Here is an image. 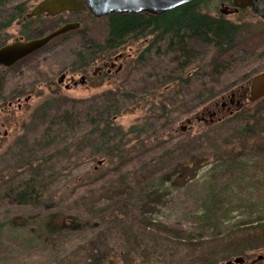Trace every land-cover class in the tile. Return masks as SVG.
<instances>
[{
    "label": "trees",
    "instance_id": "obj_1",
    "mask_svg": "<svg viewBox=\"0 0 264 264\" xmlns=\"http://www.w3.org/2000/svg\"><path fill=\"white\" fill-rule=\"evenodd\" d=\"M30 1L0 0V46L7 42V30L16 21L24 39L42 35L44 29L35 28L39 19L54 26L63 21L62 15L25 19ZM206 1L193 0L161 14L111 13L96 19L104 22L100 40L87 35L86 28L73 30L83 33L73 51V72H85L96 59L108 57L126 44H134L138 50L128 54L120 70L110 75V86L90 98L62 103L49 93L35 111L41 127L25 148V159L19 161L18 152L2 157L10 169L6 174L0 169V203L47 211L55 207L52 194L64 175L63 161L74 160L76 172L68 183L77 189L71 202L75 210H68L67 218L57 225L50 219L51 212L41 214L39 237L56 258L51 264H102L119 250L132 259L134 252L145 248L137 245L138 251H133L127 240L139 237L158 245L165 260L184 252L178 258L181 264H191L196 247L203 264H215L216 249L228 247L223 240L193 243L196 237H185L187 229L176 224L168 230L154 224L148 231V210H142L166 201L159 186H175L176 181L182 185L209 157L237 160L239 149L264 143V97L244 101L231 114L203 124L198 132L178 130V122L264 69V35H257L264 33V20L244 26L212 16L201 10ZM8 69L0 67V101L5 105L11 102L10 96L5 97ZM136 111L140 115L128 127L116 122ZM97 159L105 163L90 165ZM212 192L213 187H208L203 201L212 203ZM80 213L87 217L85 222ZM208 213L203 210L200 217L206 218ZM79 222H84L82 228ZM90 231L89 238L73 252L59 253L70 243L67 236L78 242L80 234ZM184 239L187 241L181 243ZM195 261L193 264L198 263Z\"/></svg>",
    "mask_w": 264,
    "mask_h": 264
},
{
    "label": "rangeland",
    "instance_id": "obj_2",
    "mask_svg": "<svg viewBox=\"0 0 264 264\" xmlns=\"http://www.w3.org/2000/svg\"><path fill=\"white\" fill-rule=\"evenodd\" d=\"M38 1H30V7ZM221 2H226V0H207L201 6V10L212 16L220 15L229 21L241 23L244 26L264 20L245 9L236 13H226L228 7L221 5ZM101 17L103 16L95 17L88 11L77 14L64 13L60 25L65 22H78L79 28H86L87 35L94 40H100L102 34L100 29L104 22L97 23L96 19ZM37 23L35 28L44 29L42 35L59 26L47 24L45 19H39ZM82 34L73 32V30L66 35L63 34L62 38L53 42L50 41L35 54L10 66L4 74L5 97L9 99L10 96L11 98L10 105H5L4 102L0 101V169L3 168L5 174L10 169L8 168L10 165L5 164L3 155L18 152L19 161L25 159V148L31 145L33 136L41 127L35 111L42 106L43 100L49 93L59 97L62 103L90 98L93 94L110 86L111 79L109 77L113 74V71L106 72L108 66L100 71L95 70V68L106 62L108 64V59L118 54L135 55L138 50L134 44H126L118 52H113L108 57L96 59L87 67L85 72H73L71 70L74 62L73 51L79 47ZM257 35H264V33ZM7 36V42L19 37L24 39L20 33L19 25H16L15 22L7 30ZM141 43L139 41V45ZM261 45L264 47V40ZM119 62V59L116 60L115 66ZM121 63L122 61L120 65ZM65 71H68L66 79L62 84H59L58 78ZM93 72L95 73L93 74ZM81 75L86 76L83 83L78 82ZM70 76H72V80L77 81L75 85H72L71 79L69 80ZM246 82L232 90V93L237 92H235L237 99H240L241 94L245 97L248 95ZM65 84H70V86L65 88ZM16 95L19 96L15 97ZM27 96L29 98L25 101ZM229 99H231V95L227 94L224 99L218 98L216 102L205 107V109L189 116L187 119H191L190 124L185 122L186 119L178 122L179 132H198L203 124L209 122L210 119L228 115V109H222L220 103L224 100L227 105ZM215 106H219L221 109L217 111ZM139 115V111L122 115L117 118L116 122L126 128ZM194 116L198 118V121L195 120ZM181 126L184 128L183 130H180ZM237 154L240 155L237 160L221 158L220 156L217 159L209 157L206 163L197 167L182 185L178 183L180 181H176L175 186L173 184L159 186V192L164 194L167 199L164 203H152L142 209L148 210L146 222L150 226L147 227V230L149 231L151 225L154 224L165 230H168L169 225H180L188 231L185 233V237H196L195 240L191 241L193 243L199 241L209 244L223 240L222 242L229 244L227 248L216 249L219 251L216 263L231 259L243 252L244 257L249 260L261 256L257 264H264V143L258 142L249 149H239ZM70 161L66 159L63 161L62 174L64 175L60 179L61 182H59L60 185L57 186L56 192L52 194L54 195L52 200H54L55 207L49 209L46 206L50 211L43 210L42 207L21 209L3 202L0 203V264H51L56 259L48 253L49 247L42 244L39 237L41 231L38 230L41 229L42 213L51 212L50 219L54 221L52 223L57 225L59 220L67 218L68 210H75L71 202L77 189L68 181L76 171L74 160L70 159ZM104 163L103 160L97 159L90 165L94 164V167H97ZM103 167L106 168L107 164ZM88 181L89 179H87ZM63 184H66V187ZM208 187H213L212 203L203 201L202 198ZM47 199L48 195L46 196ZM203 210H209L206 218L200 217V212ZM80 214L85 222L87 217L82 213ZM84 222H79L80 228L83 227ZM172 232L174 235L179 234ZM90 233L91 231L80 234L78 242H73L71 235L67 236L65 240L70 243H67L68 245H65L59 253L67 255L73 252V248L82 240L89 238ZM127 241L133 245V249H131L133 251H138L137 245H142L145 248L141 252L138 251L139 253L130 254L133 264H181L182 262H179L178 258L185 255L184 252H181L174 258L166 257V261L164 256H160L162 253L158 245H154L149 239L139 237ZM186 241L184 239L180 242ZM195 251V262L203 264V260L198 256L200 249L196 247Z\"/></svg>",
    "mask_w": 264,
    "mask_h": 264
},
{
    "label": "water",
    "instance_id": "obj_3",
    "mask_svg": "<svg viewBox=\"0 0 264 264\" xmlns=\"http://www.w3.org/2000/svg\"><path fill=\"white\" fill-rule=\"evenodd\" d=\"M193 0H39L26 13L25 19L35 17L39 14H46L53 17L62 12H83L88 11L95 17L106 16L111 13H141L161 14L177 8ZM233 8L226 13H236L241 9H249L257 17L264 19V0H232ZM19 22L17 21L16 24ZM78 22H65L57 28L44 35L29 39L17 38L0 46V67H10L17 61L27 57L31 53L41 49L54 38L79 28ZM118 56H121L119 54ZM100 67H96L98 70ZM120 69V66L117 67ZM95 72H93L94 74ZM63 75L60 76L61 82ZM85 76H80L78 82L83 83ZM77 83L73 82L75 85ZM248 95L245 101H256L264 97V70L254 74L245 84ZM68 86H65L67 88ZM27 98H25V101ZM238 103V102H237ZM224 104V103H223ZM222 104V105H223ZM10 105V104H9ZM232 112H230L231 114ZM195 117V116H194ZM221 117L210 119L209 122L220 120ZM195 120L198 118L195 117ZM187 124L191 119H186ZM184 128L181 126L180 130ZM101 163V161H99ZM261 257H259L260 259ZM240 257L233 261L226 260L222 264H233L238 262Z\"/></svg>",
    "mask_w": 264,
    "mask_h": 264
},
{
    "label": "flooded vegetation",
    "instance_id": "obj_4",
    "mask_svg": "<svg viewBox=\"0 0 264 264\" xmlns=\"http://www.w3.org/2000/svg\"><path fill=\"white\" fill-rule=\"evenodd\" d=\"M226 2H228V3H226ZM226 2H221V5H223V6H226V7H228V9H232L233 8V4H232V0H226ZM64 13H66V14H69V13H71V12H62V13H60V14H58V15H56V16H53V17H57V16H59V15H63ZM74 13V12H73ZM39 15H43V16H45V17H48V18H53V17H50V16H47L46 14H39ZM38 16V15H37ZM37 16H35V17H37ZM35 17H32V18H35ZM17 22V21H16ZM15 22V23H16ZM34 53V52H33ZM32 54V53H31ZM30 54V55H31ZM119 55V54H118ZM118 55H116V56H114L113 58H109L108 59V64H107V62L105 63V64H103V65H101V66H99L100 68L98 69L99 71L100 70H102L104 67H106V66H108L107 68H106V72L108 73V72H111V71H113V73H115V72H117L118 71V69H117V67L118 66H120V68H121V66H122V64H123V62H124V58L126 57V56H128V54L127 55H121V56H118ZM29 56V55H28ZM120 60V62L122 61V63H121V65H120V62L115 66V64H116V60ZM18 62V61H17ZM120 70V69H119ZM68 71H65V72H63V73H61L60 74V76L61 75H63V77H62V80H61V82H59L58 81V83L59 84H62L63 82H64V80L66 79V73H67ZM82 76V75H81ZM85 76V75H84ZM86 77V76H85ZM60 78V77H59ZM59 78H58V80H59ZM72 80V76H70V78H69V80ZM73 82H76L75 80H72V83ZM73 85V84H72ZM64 86H70V84H65ZM236 92V91H235ZM230 93L229 95H231V99H229V101H228V104L226 105V102L223 100L221 103H220V105H221V108L222 109H225V108H227L228 109V113L230 114V112H233L235 109H237V108H239L240 106H241V104L246 100V97L245 96H243V94H241L240 96V99H237L236 98V93ZM224 97L225 96H222L221 97V99H224ZM27 99L29 98V96H27L26 97ZM234 98V99H233ZM25 100V99H24ZM238 102V103H237ZM224 103V104H223ZM10 104V103H9ZM223 104V105H222ZM215 107H217V106H215ZM221 108H219V106L217 107V111H219ZM237 257H240V260L238 261V262H234L233 264H257L258 262H259V260L261 259H259V257H261V256H258L257 258H255V259H247V258H245L244 257V254H243V252H241V253H238L237 255H235L234 257H232L231 259L229 258V259H227V260H231V261H233L235 258H237ZM226 261V260H225ZM224 261H222V262H218V263H215V264H222ZM121 263H123V264H133V260L132 259H130L125 253H123V251H121V250H119L118 252H115V253H113L112 255H110L109 257H107L103 262H102V264H121Z\"/></svg>",
    "mask_w": 264,
    "mask_h": 264
}]
</instances>
